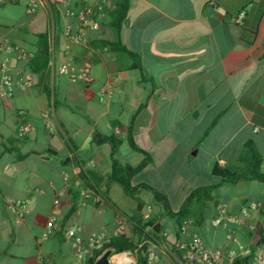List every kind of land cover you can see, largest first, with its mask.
I'll return each instance as SVG.
<instances>
[{"label": "crops", "instance_id": "0c3cea01", "mask_svg": "<svg viewBox=\"0 0 264 264\" xmlns=\"http://www.w3.org/2000/svg\"><path fill=\"white\" fill-rule=\"evenodd\" d=\"M28 1L0 2V264H71L66 232L72 227L84 239L125 234L135 240L132 213L161 222L160 245L150 248L167 264L179 253L175 242L192 234L206 247L222 250L220 264L231 263L230 247L243 243L251 249L261 239L264 201L257 200L260 205L248 218L259 226L255 231L232 222L215 225L212 217L221 205L238 212L255 200L250 191L260 186L220 191L218 204L204 210V220L177 237L174 220L163 217L150 189L139 186L133 195L122 190L127 197L122 196L112 179L109 145L92 137L96 132L118 137L115 157L136 165L143 154L126 139L134 115L133 139L151 161L131 183L173 197L174 210L201 186L183 181L179 167L198 155L212 177L214 159L220 165L236 163L245 141L253 139L264 171V0H130L119 34L104 15L98 28L84 29L79 42L69 34L80 23L66 9H78L82 0H37L32 14L25 10ZM86 2L114 7L113 0ZM117 39L136 54L140 68L127 52L103 42ZM44 42L48 61L35 69L43 64ZM15 44L33 56L6 52ZM85 62L92 76L86 84L57 71L60 65ZM5 74L12 77L9 87L2 84ZM15 200L27 202L18 207ZM54 214L50 230L47 222ZM118 217L124 220L119 232Z\"/></svg>", "mask_w": 264, "mask_h": 264}, {"label": "trees", "instance_id": "16d2710c", "mask_svg": "<svg viewBox=\"0 0 264 264\" xmlns=\"http://www.w3.org/2000/svg\"><path fill=\"white\" fill-rule=\"evenodd\" d=\"M113 1L114 7L112 9H105L104 15L108 17V25L115 30L116 34H119L125 23L130 0ZM103 42L111 49L127 52L129 55L135 58L136 62L134 63V66L140 68L139 58L133 51L127 49L119 39L114 41L105 40ZM46 49V42H44L41 50V53L44 55V61L42 65L35 69H41L46 65L48 61ZM143 105L144 104H140L138 109ZM134 117L135 116L133 115L130 123L127 126L126 139L132 149L143 154L142 159L136 165L122 164L120 163L119 159L115 157L120 144V139L118 137L114 135H102L96 132L92 137L93 142L96 144L107 143L109 145L112 179L121 186L122 190L126 194L133 195L139 186L147 187L152 191V199L161 206L163 210V217L172 218L174 220V228L177 237L179 236V233L182 232V230L186 232L185 229L187 227L199 225L204 220V210L208 206L218 204L219 200L214 194V190L222 183H236L239 180H257L264 182V171H262L260 168L262 163V154L256 148L253 139H248L245 141L242 152L238 158V161L245 162V168L234 170L228 167L230 164L220 165L218 161L214 159L209 167V170L212 176L217 179V182L204 184L193 188L183 199L180 206L174 210L168 197L161 190L144 183L137 184L138 186L132 185L131 183V178L140 172L148 164V162L151 161L150 154L138 147L133 139L132 124ZM218 117L219 114L206 128L203 136L208 133L209 129H211ZM129 218L133 222V227L137 238L134 240L125 234L113 235L109 237L100 248L94 249L92 251L86 261L87 264H91L107 248H112L116 252L122 250H134L141 241L142 245L137 248L136 262L134 264H147V249L150 248L152 244H156L158 246L160 245L159 238L164 232L162 224L159 220H156L157 217L155 216L143 218L141 215H139L130 216ZM262 224L263 225L260 228L261 239L259 242L264 241V214ZM254 246L251 247L250 253L248 255H237L232 259L230 264H242L243 261L249 259L253 253Z\"/></svg>", "mask_w": 264, "mask_h": 264}, {"label": "built area", "instance_id": "2783aa9c", "mask_svg": "<svg viewBox=\"0 0 264 264\" xmlns=\"http://www.w3.org/2000/svg\"><path fill=\"white\" fill-rule=\"evenodd\" d=\"M6 1L8 0H0V2H6ZM48 1L51 3L59 4V3L68 2L69 0H48ZM37 7H38L37 0H29L25 7V10L28 14H32L36 12ZM66 14L74 15L80 23V29L76 33L69 34L68 31V34L76 42L84 41L85 39L84 29L86 27H90V28L99 27V20L104 16V4L99 3L93 6V5H89L86 2V0H82V4L78 9L75 10L71 7H68L66 9ZM241 18H242V14H239L236 17V22H240ZM5 50L8 53L11 51H16V54L19 58L30 59L33 56L32 52L27 51L22 46H19L17 44L8 45L6 46ZM57 71L59 74L66 75L68 79L73 82H80L86 84L92 80V76L90 74V64L88 62L83 63L79 67H76L74 65H66V64L60 65ZM11 80L12 77L8 74H5L2 79V84L5 87H9ZM26 128L27 126L23 125L21 126L20 129L25 130ZM64 179H67L66 174L64 176ZM26 202L27 201L15 200L14 204L18 207H21V206H25ZM53 203L55 206L58 205L59 196L55 197ZM259 205H260L259 201L252 200L248 204L242 206L238 212H231L224 205L218 206L216 214L212 217V223L215 225H219L223 223L232 222L235 224L245 225L249 231H255L256 229H258L259 226L249 222L248 218L251 215V211L258 209ZM123 223L124 220L122 217H118L115 220L117 232L121 230V228L124 225ZM55 224H56V215L54 214L49 218L47 222V226L51 230L55 226ZM181 233H184V230H182ZM66 234L72 240L71 241L72 254L74 259L71 264H84V262L88 259L89 255L92 253V251L94 249L100 248L103 245V243L106 241L104 239L103 234L99 236L91 235L88 236L86 239H84L82 236L76 233V229L74 227L69 228ZM141 245L142 242L138 243L137 248L140 247ZM137 248H135L134 250H122L117 252L114 251L112 248H110L111 252L108 256L109 263L134 264L136 262ZM175 248L179 253L175 256L174 264H220V260L222 257L221 249L219 248L212 249L206 247L202 241V238L198 234H192L188 239L187 238L178 239L175 242ZM249 253H250V249L243 243H239L235 247H230L227 250V254L231 259H233L237 255L246 256ZM146 260H147V264H167L158 257V255L155 253V251L152 248L147 249ZM93 262L91 264H93ZM242 264H264V241L263 242L258 241L255 244L251 257L243 261Z\"/></svg>", "mask_w": 264, "mask_h": 264}, {"label": "rangeland", "instance_id": "374dc122", "mask_svg": "<svg viewBox=\"0 0 264 264\" xmlns=\"http://www.w3.org/2000/svg\"><path fill=\"white\" fill-rule=\"evenodd\" d=\"M205 159L201 156L198 155L195 158H192L189 162L185 163V164H181L180 167V175L183 181L185 182H189L192 183L194 181H198L197 183H199V185H204V184H210V183H216L217 179L214 176H210L206 171L205 165H204ZM229 168L234 169V170H240L246 167L245 162L242 161H236V163L234 164H230L228 165ZM208 170V168H207ZM233 183H227L225 182L223 187H220V185L218 187H216L214 194L218 195V193L220 191H227V190H231V189H245V191H248L250 188L253 189V187L255 188V186H260L259 191H250V194L252 195V198H254L255 200H260V201H264V182L261 181H257V180H251V181H245L242 180V182H240V185H238L237 187H231ZM118 190H120V192H122V196H126L127 195L125 193H123L121 187L116 184L115 185ZM243 186V187H242ZM241 187V188H240ZM171 201V205L173 207H176V200L173 197L169 198ZM120 197L117 198V202L119 203V205H121V203L119 202ZM209 208V206L207 207ZM127 214H129L128 210H125ZM208 215V214H206ZM130 216H135L133 213L130 214ZM170 255V259L171 261H174L172 258V255Z\"/></svg>", "mask_w": 264, "mask_h": 264}, {"label": "water", "instance_id": "95a60500", "mask_svg": "<svg viewBox=\"0 0 264 264\" xmlns=\"http://www.w3.org/2000/svg\"><path fill=\"white\" fill-rule=\"evenodd\" d=\"M111 252L110 248H107L102 254L93 262V264H110L108 256Z\"/></svg>", "mask_w": 264, "mask_h": 264}]
</instances>
